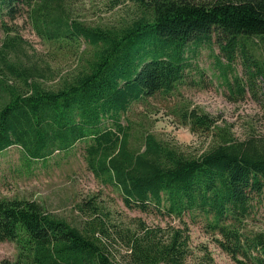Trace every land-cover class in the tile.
I'll list each match as a JSON object with an SVG mask.
<instances>
[{
  "label": "trees",
  "instance_id": "1",
  "mask_svg": "<svg viewBox=\"0 0 264 264\" xmlns=\"http://www.w3.org/2000/svg\"><path fill=\"white\" fill-rule=\"evenodd\" d=\"M65 1L74 0H0L2 16L25 14L41 38L89 46L74 73L52 89L39 82L43 67L10 57L14 37L2 41L0 151L16 145L26 161H36L80 141L86 168L113 187L125 207L177 219L208 216V227L220 235L216 244L236 264H264V232L241 229L252 201L264 199V137H223L191 156L145 133L134 151L119 120L132 102L180 85L190 56L212 44L225 60L215 58L229 88L227 71L237 49L247 76L264 78V0H108L113 6L135 5V17L118 27L71 19L62 9ZM4 74L17 82L8 83ZM231 80L242 95L237 77ZM261 107L264 115V102ZM187 116L194 126L210 124L206 115ZM110 226L123 241L126 264H184L185 226H150L140 219L133 230ZM5 240L25 250L29 264H115L99 237L31 200L0 198V242Z\"/></svg>",
  "mask_w": 264,
  "mask_h": 264
},
{
  "label": "rangeland",
  "instance_id": "2",
  "mask_svg": "<svg viewBox=\"0 0 264 264\" xmlns=\"http://www.w3.org/2000/svg\"><path fill=\"white\" fill-rule=\"evenodd\" d=\"M62 4L65 15L91 26L118 27L137 14L135 5L126 1L114 6L109 5L108 0H74ZM11 37L16 46L10 57L22 64L43 67L42 77L45 78L41 77L39 82L52 89L61 78L74 73L89 50L82 41L69 43L41 38L25 14L12 20L0 14V45ZM253 42L261 45L260 41ZM216 56L225 64L217 45L199 48L190 56L189 69L180 85L129 105L119 120L128 129V145L132 150L141 149L145 133L191 156L217 144L223 137L243 139L250 134L264 137L261 107L264 78L247 76L237 49L230 71H227L229 88L220 76ZM4 75L8 83L17 82L14 77ZM234 76L243 87L242 95L233 91L231 79ZM189 112L206 115L209 126L192 125L187 116ZM82 145L77 141L67 150L54 151L47 158L36 161H26L16 145L0 151V198L35 201L48 214L99 237L115 264H126V250L110 225L133 230L136 219L150 226H185L188 253L184 264H236L216 244L220 235L208 227V216L206 219L200 213H190L177 219L160 215L153 209L142 212L125 207L119 193L95 179L86 168ZM252 203L251 212L242 221V232H264V199L258 196ZM89 204L95 205L93 212L87 210ZM104 228L108 233L100 232ZM28 258L26 251H19L14 241L0 242V264H29Z\"/></svg>",
  "mask_w": 264,
  "mask_h": 264
}]
</instances>
